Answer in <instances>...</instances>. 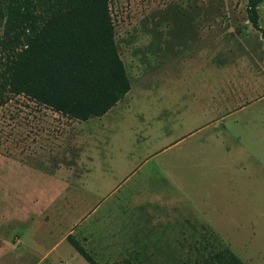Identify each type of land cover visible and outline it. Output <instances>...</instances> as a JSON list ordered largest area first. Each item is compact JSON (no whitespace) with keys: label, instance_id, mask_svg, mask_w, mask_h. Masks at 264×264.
I'll return each instance as SVG.
<instances>
[{"label":"rangeland","instance_id":"rangeland-1","mask_svg":"<svg viewBox=\"0 0 264 264\" xmlns=\"http://www.w3.org/2000/svg\"><path fill=\"white\" fill-rule=\"evenodd\" d=\"M248 1L110 0L123 100L86 121L0 103V264H89L69 236L98 264L224 248L264 264V39ZM13 7L0 39L28 23Z\"/></svg>","mask_w":264,"mask_h":264},{"label":"trees","instance_id":"trees-1","mask_svg":"<svg viewBox=\"0 0 264 264\" xmlns=\"http://www.w3.org/2000/svg\"><path fill=\"white\" fill-rule=\"evenodd\" d=\"M7 1L14 6L13 19L21 16L28 23L19 32L10 25L0 39V103L23 95L86 121L104 116L124 99L131 83L116 45L110 0H0V6ZM263 3L249 0L247 14L264 39ZM38 7L45 11L37 13ZM68 241L89 264H98L70 236ZM186 264L245 263L224 248Z\"/></svg>","mask_w":264,"mask_h":264},{"label":"crops","instance_id":"crops-1","mask_svg":"<svg viewBox=\"0 0 264 264\" xmlns=\"http://www.w3.org/2000/svg\"><path fill=\"white\" fill-rule=\"evenodd\" d=\"M263 100H264V97H263ZM264 114V112H262Z\"/></svg>","mask_w":264,"mask_h":264}]
</instances>
